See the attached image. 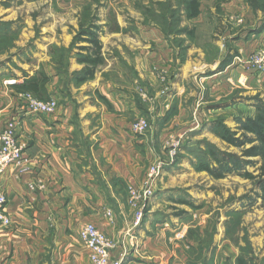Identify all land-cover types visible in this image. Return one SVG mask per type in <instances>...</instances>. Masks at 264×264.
<instances>
[{
    "label": "rangeland",
    "instance_id": "rangeland-1",
    "mask_svg": "<svg viewBox=\"0 0 264 264\" xmlns=\"http://www.w3.org/2000/svg\"><path fill=\"white\" fill-rule=\"evenodd\" d=\"M189 1L0 0V71L8 74L46 49L50 60L40 69L52 75L49 87L58 110L67 102L80 100L83 59L94 57L82 47L94 46L90 39L100 41L101 64L111 62V76L130 86L136 95L139 110L131 117L132 125L141 118L149 123L144 132L134 133L148 136L150 147L159 155L153 162L166 163L146 205H133L129 188L124 192L133 217L129 232L154 215L159 223L168 222L170 233L180 234L171 241L178 244L179 263L235 264L242 255L249 264H264V203L257 199L263 161L243 155L256 142L237 147L222 137L225 132L221 130L226 126L241 137L242 122L256 115L258 100L264 102V68L250 62L252 55L264 52V31L252 34L263 14L254 13L244 0H197L200 12L190 18ZM49 24L56 27L58 42L44 46ZM145 37V78L136 68L139 46L103 50L106 38L140 42ZM199 48L204 52L205 67L191 73L194 80L188 88L192 93L180 95L169 111L159 115L161 104L167 105L170 93L176 90L178 73L190 58L197 60L203 54ZM216 72L223 74L211 78L209 86L204 77ZM213 88H222L223 96ZM182 106L187 110L181 111ZM75 140L80 144V119ZM172 140L180 141L173 159L168 157ZM208 146L253 163H247L239 173L216 179L197 169ZM155 202L158 205L153 207Z\"/></svg>",
    "mask_w": 264,
    "mask_h": 264
},
{
    "label": "crops",
    "instance_id": "crops-1",
    "mask_svg": "<svg viewBox=\"0 0 264 264\" xmlns=\"http://www.w3.org/2000/svg\"><path fill=\"white\" fill-rule=\"evenodd\" d=\"M47 31L42 45L58 42L56 27L49 24ZM252 32L257 33L256 29ZM146 38L140 42L106 38L103 50L139 46L136 68L145 78ZM201 51L199 59L190 58L178 73L176 90L170 93L167 105L161 104L159 115L169 111L180 95L192 93L190 75L205 67ZM49 60L45 49L36 53L34 61L7 69L8 74L0 71V134L9 119H16L24 146V161L0 172V192L7 197L12 220L8 227L0 225V264H92L79 235L85 223H94L118 243L111 258L121 264H184L178 262V244L171 242L180 234L170 233L166 220L159 223L154 215L149 216L141 227L129 232L133 217L124 192L129 186L142 185L149 165L159 156L150 147L148 136L132 130L131 117L139 110L136 95L111 76L110 62L100 64L94 78L80 84V100L67 102L54 114L30 113L14 85L23 82L25 73H37ZM219 74L223 73L204 77L209 86L210 79ZM212 91L223 96L222 88ZM49 92L54 98L50 87ZM187 108L182 106L181 111ZM78 119L80 144L75 140ZM157 205L155 202L153 207Z\"/></svg>",
    "mask_w": 264,
    "mask_h": 264
},
{
    "label": "trees",
    "instance_id": "trees-1",
    "mask_svg": "<svg viewBox=\"0 0 264 264\" xmlns=\"http://www.w3.org/2000/svg\"><path fill=\"white\" fill-rule=\"evenodd\" d=\"M244 1L256 14L258 12H262L263 17L261 19V24L256 29L257 32H262L264 30V0ZM188 7L190 10L188 17L193 18L199 14V2L197 0L189 1ZM89 33L92 34V32ZM90 40L94 43V46L82 48L92 52L94 57L83 59V62L86 65L80 71V83H84L94 78L97 67L103 62L102 45L100 41L94 38ZM51 82L52 76H50L44 69H40L32 76L25 73V79L23 82L15 84L14 87L20 93L30 92L40 99L47 100L51 97V93L49 92V85ZM256 108V115L247 117L246 120L242 122L241 128L244 130V133L241 137H236L234 135L236 133L231 132V130L226 126H223L221 130H224L225 132L222 134V137L227 140V142L237 147H243L247 143L256 142L249 148H246L243 155L247 157L259 156L263 161L261 173L257 180V184L260 189L257 199L261 198L264 203V102L258 100ZM203 158L204 159H201L197 165V169L199 171H207L216 179L224 178L232 173H239L245 169L247 163H253L251 159L241 158V156L234 153L222 152L214 146H208V150L205 155H203ZM257 199H255V202ZM235 264L249 263L245 257L238 255L235 260Z\"/></svg>",
    "mask_w": 264,
    "mask_h": 264
},
{
    "label": "built area",
    "instance_id": "built-area-1",
    "mask_svg": "<svg viewBox=\"0 0 264 264\" xmlns=\"http://www.w3.org/2000/svg\"><path fill=\"white\" fill-rule=\"evenodd\" d=\"M250 62L257 68H264V52L251 56ZM26 110L35 114H53L58 108V102L54 98L40 99L30 92L21 93ZM149 127L145 118H141L132 125V130L137 133L144 132ZM0 172H4L10 166H18L24 161V146L19 141L17 133V120L9 119L0 134ZM180 146L179 140H172L168 152L171 159L176 155ZM165 161L157 160L147 169L146 175L140 187L129 186L131 203L144 206L155 193V184L161 171L164 169ZM7 197L0 192V225L8 227L12 224L10 215L6 209ZM142 214V213H141ZM140 214V215H141ZM139 215V218H140ZM80 238L89 251L92 264H121L120 260L111 258L112 251L118 243L101 231L94 223H85L80 231Z\"/></svg>",
    "mask_w": 264,
    "mask_h": 264
}]
</instances>
